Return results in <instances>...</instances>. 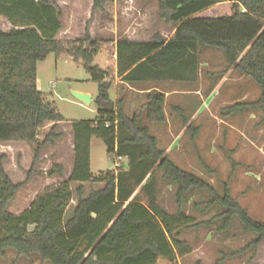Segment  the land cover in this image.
Instances as JSON below:
<instances>
[{
    "label": "trees",
    "instance_id": "1",
    "mask_svg": "<svg viewBox=\"0 0 264 264\" xmlns=\"http://www.w3.org/2000/svg\"><path fill=\"white\" fill-rule=\"evenodd\" d=\"M156 1L160 18L172 25L175 35L153 41L121 39L116 44V70H102L95 58L102 45L89 34L83 41H60L61 13L56 0H0V16L12 25L0 31V142L29 143L42 149L63 139L57 129L65 122L54 102L38 88V65L49 55L69 56L99 85L95 121L72 124L74 167L69 179L42 191L29 210L8 212L19 186L5 171L6 155L0 153V258L8 250L18 256H37L49 264H158L160 259L176 262L192 253L181 235L201 227L187 215L185 206L195 192L206 193L207 202L194 209H216L219 229L229 233L233 221L255 236L248 247L264 241V222L254 220L234 198L228 184L222 193L199 176L177 166L159 148L158 139L143 123H166L165 93H146L144 115L129 117L122 99L113 110L110 92L115 77L129 86L156 83L194 85L199 79L201 57L206 49L221 51L227 69L252 80L261 91L258 101L226 108L227 115L246 110L264 112V0H140ZM231 3V14L199 18L220 4ZM109 0H93L94 10H102ZM180 110V109H179ZM183 116V111L180 110ZM186 121V119H185ZM53 124L41 140L42 131ZM197 131V130H194ZM93 138L101 139L110 156L129 159V170L108 171L94 176L91 168ZM155 169L177 186L178 211L170 214L155 198L148 206L129 201L124 183L129 176L139 182ZM140 173L135 175L136 171ZM53 171L64 173L61 165ZM77 185L74 191L72 185ZM86 184H102L86 195ZM76 201L72 208V202ZM71 216L67 218L68 211ZM212 220L205 223L211 224Z\"/></svg>",
    "mask_w": 264,
    "mask_h": 264
},
{
    "label": "rangeland",
    "instance_id": "2",
    "mask_svg": "<svg viewBox=\"0 0 264 264\" xmlns=\"http://www.w3.org/2000/svg\"><path fill=\"white\" fill-rule=\"evenodd\" d=\"M61 13L62 30L60 41H83L87 34L93 42L102 45L95 58V65L102 70H116V44L121 39L139 42L153 41L157 35L169 40L174 37V27L160 18L156 1L109 0L102 10L95 11L93 0H56ZM231 14V3L220 4L199 18L222 17ZM12 25L0 16V31L9 32ZM227 69L225 55L214 49L204 50L201 69L196 84L150 83L129 86L115 77L110 92L111 102L116 107L123 99L124 110L129 117L145 114L146 93L157 89L166 95V123L157 125L143 123L158 139L159 148L181 169L204 179L222 193L228 184L234 198L247 209L250 216L264 222V112L246 110L227 115L226 108L237 104H251L259 100L260 89L249 78ZM39 90L54 102L65 122L57 133L63 139L42 149L36 157V146L29 143H1L0 153L5 154L4 168L19 189L8 208L13 215L30 209L36 197L45 189L69 179L74 166L72 124L80 121H95L99 114L96 99L99 85L84 69L69 56L51 54L38 65ZM74 93H87L92 97L86 104ZM114 107V108H115ZM183 111V116L180 110ZM186 119V121H185ZM52 125L42 131L41 140L50 132ZM197 130V131H194ZM64 168L62 175L53 171L55 166ZM91 168L98 177L108 171L129 170V159H117L108 154V148L99 138L91 144ZM140 172L137 170L135 175ZM138 177L127 178L125 191L129 201H139L148 206L152 197L170 214L178 211L177 186L153 169L138 181ZM77 185L73 184L75 191ZM102 184H86V195ZM206 193L195 192L185 206L187 215L201 227L181 235V240L192 249V253L176 262L160 259L158 264H264V241L257 247H248L255 238L245 232L238 221H233L229 233L219 229L221 219H214L216 209L203 211L204 206L194 209L195 203L207 202ZM76 201L72 202V208ZM68 211L67 218L71 216ZM212 220L211 224H205ZM0 264H49L37 256L20 257L8 250Z\"/></svg>",
    "mask_w": 264,
    "mask_h": 264
},
{
    "label": "water",
    "instance_id": "3",
    "mask_svg": "<svg viewBox=\"0 0 264 264\" xmlns=\"http://www.w3.org/2000/svg\"><path fill=\"white\" fill-rule=\"evenodd\" d=\"M75 98H77L78 100L86 103V104H91L92 102V97L86 94H78V93H74ZM114 104L112 102H108L105 105V109L107 110H113L114 109Z\"/></svg>",
    "mask_w": 264,
    "mask_h": 264
},
{
    "label": "crops",
    "instance_id": "4",
    "mask_svg": "<svg viewBox=\"0 0 264 264\" xmlns=\"http://www.w3.org/2000/svg\"><path fill=\"white\" fill-rule=\"evenodd\" d=\"M174 30H176L175 28H174ZM60 33H61V31H60ZM60 33L58 34V37H59V35H60ZM175 35V34H174ZM59 39V38H58ZM169 40H170V38H169ZM133 41V40H132ZM135 41V40H134ZM146 42H148V41H146ZM38 88H39V79H38ZM83 94H85V93H83ZM87 94V93H86ZM50 125V124H49ZM52 126H53V124H51ZM62 125V124H61ZM60 125V126H61ZM13 144H20V143H13ZM72 147H73V153H74V142L72 143ZM74 167V166H73ZM72 170H73V168H72ZM72 170H71V172H72ZM71 174V173H70Z\"/></svg>",
    "mask_w": 264,
    "mask_h": 264
}]
</instances>
